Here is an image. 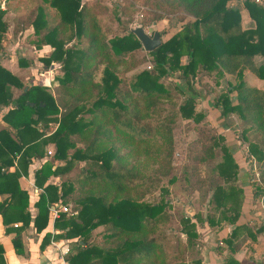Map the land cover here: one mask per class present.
I'll return each mask as SVG.
<instances>
[{
    "label": "trees",
    "instance_id": "1",
    "mask_svg": "<svg viewBox=\"0 0 264 264\" xmlns=\"http://www.w3.org/2000/svg\"><path fill=\"white\" fill-rule=\"evenodd\" d=\"M174 1L180 8L181 26L169 38H162L155 49L144 50L152 67L128 80L124 72L139 63L133 54L143 47L130 30L108 37L92 4L81 0H0V52L10 32L13 41L25 39L36 51L48 47V54L40 57L44 67L62 71L53 75L56 85L51 89L43 83H25L0 63V111L7 108L2 120L14 129L0 128V194L10 195L8 202L0 203V214L4 223L11 219L29 223L31 215L25 212L28 196L18 179L27 174L32 158L48 155L45 148L51 145L53 160L63 164L53 168L52 161H46L35 171L34 182L42 191L35 202L38 212L33 222L41 231L54 203L71 205L53 221L54 228L64 230L58 237L76 239L69 264H175L176 252L169 246L171 235L157 231V218L170 208L163 198L168 189H161L157 202L124 195L137 191L141 183L136 170L125 165L123 148L130 144L146 148L148 142L162 136L159 128L145 119L147 114H140L129 101L143 97L149 109L155 106V98L173 97L177 91L168 88L162 77L184 80L187 93L182 94L177 113L197 123L205 115L195 111L196 76L202 72L211 76L214 88L223 85L226 76L234 77V83L226 81L214 104L224 124L240 131L241 144L261 163L260 184L253 183L252 188L255 195L264 190V90L245 80L246 71L264 79V64L257 65L254 60L264 57V5L255 0ZM242 11L252 20L247 28L242 26ZM7 13L12 15L11 22L4 17ZM80 42L83 46L77 47ZM17 65L27 68L32 63L20 56ZM125 81L128 87L118 88ZM234 116L235 128L230 120ZM119 137L129 143L118 141ZM211 140L216 157L209 205L217 215L205 222L216 228L222 222L235 224L243 190L236 183L238 167L224 136L213 135ZM11 166H15L13 171ZM69 172L72 175L59 185L46 184L50 176ZM174 180L172 177L170 182ZM196 217L195 221L191 217L180 221V235L186 236L191 248H197L198 243L196 221H203ZM100 226L99 242L92 241L96 238L92 231ZM239 230L236 226L226 241L231 250L239 246L232 245ZM14 246L21 251L17 238ZM1 251L0 246L2 259ZM194 253L191 258L195 262L198 249ZM224 264L240 263L228 256Z\"/></svg>",
    "mask_w": 264,
    "mask_h": 264
},
{
    "label": "rangeland",
    "instance_id": "2",
    "mask_svg": "<svg viewBox=\"0 0 264 264\" xmlns=\"http://www.w3.org/2000/svg\"><path fill=\"white\" fill-rule=\"evenodd\" d=\"M81 1L92 4L95 9L97 8L100 13L98 16L104 23L108 37L127 33L128 30L134 28L137 24V26L141 25L148 29L151 34L154 30L159 31L161 34L164 32L162 35L163 40H165L181 26L182 19L178 13L180 8L174 0ZM255 1L264 5V0ZM1 7H5L3 1ZM4 17L11 22V14L7 13ZM156 20L161 22L158 21L155 26ZM19 46L23 50L17 52L12 63L15 65L20 56H26L32 63L31 66L25 68L26 70L22 74L24 81L42 83L45 76L49 73L51 76L62 73L55 66H53L54 68L52 66V68L44 67L43 62L40 60L42 55L46 56L48 54V47L36 51L34 46L25 39L20 42ZM82 46L83 43L81 42L77 45V47ZM133 55L139 63L134 68L125 70L124 76L128 80L143 69H148V66L152 67L151 58L143 48L136 51ZM258 61L256 62L257 65L260 63ZM34 68H37V70ZM31 71L36 78L33 76L30 78ZM196 77L193 80V87L196 92L193 98L195 100V111H201L205 115L201 121L197 123L193 120H185L178 115L177 109L183 100L182 94L187 93V85L184 80L175 76H165L161 78V81L172 91H177L173 97L153 98L155 106L149 109L146 108L147 101L143 97L138 96L133 101H129V104L136 105V109L140 114H147L145 119L150 120L159 128L158 130L162 135L161 138H155L148 142L145 146L146 148L139 144H130L124 148L122 147L126 158L125 165L136 170L140 176L141 183L137 191L124 194L125 196L137 200L157 202L161 198V189H168V193L163 198L170 202V208H166L163 214L157 218L159 225L157 231L171 235L169 246H172L176 252L175 264H192L194 258L191 257L195 256L194 250L197 249L189 247L184 239V234L180 235V221L182 218H193L195 216L193 218L195 221L197 219L196 215L199 216L203 221L196 222L197 226H201L202 230L205 220L209 216L214 218L217 215L213 211L214 207L209 205L212 193L210 187L214 184L211 179V168L216 157L211 146V138L213 135H220L221 131H218L217 126L213 122V116L209 112L215 105V97L222 88L225 89L226 82L223 85L218 84L220 91L217 93L218 91L213 86L211 76L202 72ZM126 81L125 87L119 86L118 88H127ZM229 81L234 83L235 80L230 78ZM55 83L52 82L51 89L54 88ZM175 84L181 92L177 88L173 89ZM206 95H210L213 101L210 98L206 99ZM230 120L233 121V127L235 128L237 125L235 124L236 121H234L235 116ZM230 133L233 143H236L237 140L241 143L240 131H234V134ZM121 139L125 141L124 143H129L126 138H117L118 141H121ZM149 150L151 155H148ZM172 177H175V180L170 182ZM100 230L101 227L100 229L97 228L94 234ZM98 233L94 236L96 237V242H99ZM96 244L99 245L98 243ZM182 244L183 247H181Z\"/></svg>",
    "mask_w": 264,
    "mask_h": 264
},
{
    "label": "crops",
    "instance_id": "3",
    "mask_svg": "<svg viewBox=\"0 0 264 264\" xmlns=\"http://www.w3.org/2000/svg\"><path fill=\"white\" fill-rule=\"evenodd\" d=\"M241 18L243 28H247L250 22H252L246 11H242ZM157 24L158 23H156L155 26ZM20 42H22V39L13 41L11 33H7V38L4 40V48L0 52V63L23 79L22 74L26 69L18 67L17 63L15 65L12 63L17 52L23 50V48L19 46ZM254 60L255 62L259 60V64H264V57L256 56ZM35 70H37V68ZM30 74V78H32V76L36 78L32 71ZM52 77L53 76L49 73L45 76L42 83L52 87ZM230 78L232 80L234 79L232 76H226L225 82L229 81ZM245 80L257 89L264 90V79L257 77L252 72H245ZM24 82L27 84L29 83L26 81ZM34 83L36 82L34 81ZM215 89L218 91L217 93H219L220 87H215ZM17 94L18 90H15V96ZM205 97L206 99L210 98V100L212 99L213 101V98L210 95H206ZM214 106L209 114L213 116V122L215 126H217L218 131H221L220 135L224 136L227 147L232 153L234 161L238 167L236 183L243 190V198L240 214L235 224L222 222L220 223V226L210 228L205 222L204 226H202V230L201 226H197L199 237L198 243L196 244L198 249L196 259L198 264H224L225 259L228 256H232L239 261L240 264H264V253H262L264 251V190L255 195L252 188L253 183L260 184L261 163L250 154L246 145H241L238 140L236 143H233L230 132L233 133L234 131L224 124L219 110ZM6 109V107H3L0 111V128H8L14 131V129L2 120V114ZM45 149L48 155L43 158H32L27 174H23L18 179L20 188L26 191L28 196V203L25 207V212H29L31 215L29 223L23 224L22 221L16 219H11L8 223H4L2 215L0 214V246L2 248V259L0 258V264H69L68 258L75 253V249H72L71 244L75 242L76 239L58 237L57 235L63 233L64 230L54 228L53 226V221L56 217L52 215V208H58L61 205L59 202H56L51 206L50 213L48 214V224L45 228L41 231H37L34 226L33 220L38 212L37 207H35V202L38 200L42 191V189L38 188L34 182V173L46 161H52L53 168L63 164L59 160H53V148L51 145L46 146ZM14 169L15 166L9 168L10 171H13ZM70 175H72L70 172L52 175L48 178L46 184L52 183L54 185H59L61 181L65 180ZM9 198L10 195L8 193L0 194V203L8 202ZM68 206L71 207L70 204H68ZM14 217L15 216L12 215V218ZM236 226H239L240 230L238 231L237 236L233 238L232 245L236 244L239 246L238 248L231 250L226 241L231 235V231ZM100 227L101 230H103V227ZM100 227L98 228L100 229ZM96 229L92 231L93 236L101 231L100 230L94 234ZM250 230L255 238L251 236L249 232ZM46 235L49 236L46 237ZM184 237L186 241V236L184 235ZM15 238H17L19 248H21L20 252L15 249ZM91 240L95 241L94 238ZM44 243L45 245L42 247V244ZM196 259L192 264H197Z\"/></svg>",
    "mask_w": 264,
    "mask_h": 264
},
{
    "label": "water",
    "instance_id": "4",
    "mask_svg": "<svg viewBox=\"0 0 264 264\" xmlns=\"http://www.w3.org/2000/svg\"><path fill=\"white\" fill-rule=\"evenodd\" d=\"M130 32L133 33L136 38L140 41L143 49L145 51H151L155 49L158 45L161 44L163 35L159 31L154 30L150 35L148 34L144 27L141 25L135 26L130 29Z\"/></svg>",
    "mask_w": 264,
    "mask_h": 264
},
{
    "label": "built area",
    "instance_id": "5",
    "mask_svg": "<svg viewBox=\"0 0 264 264\" xmlns=\"http://www.w3.org/2000/svg\"><path fill=\"white\" fill-rule=\"evenodd\" d=\"M135 26H137V24H136ZM144 29H145V31H146L148 34L151 35V33L148 31V29H146V28H144ZM150 68H151V67L148 66V69H150ZM60 211L68 212V211H69V207H68V206H62V205H60L58 208H52V215H53L54 217H58Z\"/></svg>",
    "mask_w": 264,
    "mask_h": 264
}]
</instances>
